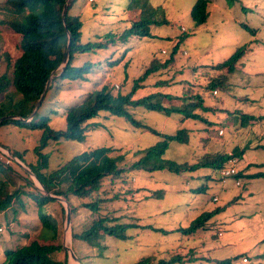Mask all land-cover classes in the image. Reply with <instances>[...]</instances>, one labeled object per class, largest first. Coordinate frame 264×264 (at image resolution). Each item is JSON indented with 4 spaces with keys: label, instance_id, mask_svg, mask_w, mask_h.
<instances>
[{
    "label": "rangeland",
    "instance_id": "obj_1",
    "mask_svg": "<svg viewBox=\"0 0 264 264\" xmlns=\"http://www.w3.org/2000/svg\"><path fill=\"white\" fill-rule=\"evenodd\" d=\"M5 1L0 0V76L6 72L8 59L15 61L20 56V37L3 22L16 16L8 11ZM130 2L76 1L71 16L82 22L80 43L102 42L105 45L91 53L77 55L75 66L94 65L86 74V80L56 81L48 90L38 117H48L54 130H65L67 111L82 103L94 90L109 85L115 93L117 90L123 94L131 92L134 80L143 74L154 58L160 57L164 61L177 47V64L144 81L135 99L163 91L173 96L164 100L166 106H180L182 102L175 97L181 95L183 88L188 93H202L205 106L211 110L198 112L208 123L185 121L178 114L167 117L144 108L132 110L138 120L160 133L173 135L184 128L191 131L188 144L171 142L161 154L158 164L164 167L160 170H150L151 163L146 159L142 163L145 167H132L143 159V151L162 141L161 137L137 129L125 119L109 113H102L89 122L96 123L97 127L89 128L84 141H49L42 151L47 157V173L88 150L100 147L112 149V156H123L120 167L127 171L120 178L104 179L99 193L78 199L75 204L78 210L71 214L69 233L66 230L68 204L64 199L63 202L48 203L43 210L46 219L42 221L34 199L21 193L20 200H15L7 211L0 213V264H4L8 252L38 239L42 243L52 241V232L46 227L54 224L58 225L57 235L59 233L54 242L59 244L60 240L64 247L66 241L77 257L83 259L81 264H136L146 257H155L159 261L176 256L183 257L185 264H215L217 260L228 259H233L232 264H244V257L248 259L247 264H264V178L251 179V174H244L240 181L235 177L223 180L218 171L211 168L179 174L167 169L169 162L194 164L208 154L217 156L248 147L243 160H239V169L251 157L259 161V165L249 170L264 174V150L256 148L264 147V0H209L210 17L202 26H196L191 17V9L197 0H141V4L147 3L150 7L148 19L154 16L156 21L167 22L151 26L150 37L132 35L121 40V36L132 28L131 21L140 17L141 9L134 14L128 10ZM40 10L38 7L34 12ZM182 27L187 31L183 32ZM243 46L247 47V52L235 70L227 74L230 88L216 94L209 91V82L220 74L211 69V65L224 62ZM162 50L168 54L163 55ZM164 81L171 86L156 87L157 83ZM12 91L14 89L10 88ZM4 98L2 95L0 102ZM243 115L245 119L249 115L262 121L258 126L248 123L245 127ZM220 130L224 131L223 136H220ZM41 138L40 130L29 131L13 125L0 128V143L12 152L24 153L26 162L33 165L38 163L35 149L40 146ZM0 159L8 164L7 157L0 156ZM8 165L25 179L32 180L33 185L28 187L23 181L17 182L24 193L33 189L42 191L36 177L25 170H30L25 162L19 160ZM5 173L0 172V180L7 181ZM236 180L241 185L238 186ZM18 186L11 187V191ZM200 188L205 190L201 192ZM215 197L218 201L214 200ZM97 199L104 200L100 205V216L150 228L130 229L127 233L131 238L127 240L104 234L97 248L85 242L74 243L73 228L79 232L84 230L94 215L83 205ZM60 205L65 209L64 220ZM224 207L225 211L215 214L204 230L189 235L177 231L189 227L202 213ZM54 258L76 264L66 249Z\"/></svg>",
    "mask_w": 264,
    "mask_h": 264
},
{
    "label": "trees",
    "instance_id": "obj_2",
    "mask_svg": "<svg viewBox=\"0 0 264 264\" xmlns=\"http://www.w3.org/2000/svg\"><path fill=\"white\" fill-rule=\"evenodd\" d=\"M76 1L77 0H6L5 3L8 11L16 14V16L11 20H3V22L20 37V56L15 61H10L8 59L6 72L0 76V97L2 95L5 96L4 100L0 102V120L10 116L23 119H4L0 123V128L4 125H13L20 129L29 131L40 130L42 132L40 146L35 149V153L38 155V163L36 165L26 162L24 153L19 151L12 152L1 143L0 147L8 149L14 157L25 162L31 172L36 176L39 183L42 184L50 194L66 199L71 206L72 214H76L78 210L75 205L78 203V199L92 197L99 193L104 179L108 177L120 178L122 174L127 171L125 168L120 167V163L124 160V157L121 155L112 156V149L100 147L88 150L66 162L52 173H47L45 171L48 168L47 157L42 151L49 141H84L89 128L92 127L96 129L97 127L96 123L89 124V122L100 117L102 113H109L113 116L125 119L137 129L161 137L162 141L143 151V153H145L143 159L135 163L132 167L133 169H141V167L144 166L142 163L146 159L151 163L150 170H160L164 167L158 164L161 154L168 149L171 142L188 144L191 131L184 128L178 130L173 135L160 133L155 128L138 120L132 113V110L144 108L146 110L162 113L167 117L178 114L185 121L193 120L200 122H206V120L198 110L201 112H209L211 110L205 106L202 93H188L184 88L181 92V96L176 98L182 102L180 106H166L164 100H170L173 96L162 92L151 93L146 97L135 99V94L142 88V83L144 81L174 64L175 56L178 51V48L175 47L168 59L162 61L158 58H154L152 60L143 74L134 80V86L131 92L123 94L121 91L117 90L115 93L114 89L109 85L94 90L82 103L73 106L67 111L65 114V130H54L49 124L50 119L48 117H38L39 111L33 119L26 121L29 119L33 109L43 94L46 84L52 77L53 72L56 71L55 75H60L54 77L50 89H52L54 83L56 81L58 82V80L71 82L86 80V74L91 72L94 65L85 63L82 66H75L74 63L77 61V55L91 53L95 51V49L102 48V45H105L102 42L97 44L89 43L86 45L80 43L82 22L78 17L71 16V10ZM140 1L131 0L129 4L128 10L132 13L136 12V10L138 12L139 9H141L139 11L140 17L137 21H132V28L121 36V40L127 39L132 35L150 37L151 34L149 29L151 26L161 25L167 22L166 20L161 22L156 21L154 16L148 19L151 15L149 14L150 7L147 3L141 4ZM208 5L209 0H197V3L191 11V17L196 26H201L208 21L210 17ZM65 6L66 13L63 17ZM38 7H40L41 10L34 12ZM144 7H146V9ZM68 32L72 35V48L68 64L65 70L62 71L59 68L63 64V59L66 55L69 39ZM108 38L110 39V37ZM108 42L109 41H107V43ZM245 52L246 48H239L224 62L211 65V69L218 71L220 74L209 82V91L221 92L230 88L227 74L235 70L244 57ZM166 53L168 54L167 51ZM167 85V81H164L157 83L156 87L161 88ZM10 88H13L15 93L13 91L10 92ZM15 96L20 97L16 99ZM244 116L245 115L242 117L245 127L250 121L257 120V118L253 116L247 115L246 119ZM258 148L264 150L263 146H258ZM247 149L248 147L234 149L235 156L241 159ZM0 156L6 158L1 151ZM227 161L228 155L226 153L217 156L208 154L200 158L198 162L194 164L184 163L176 165L173 162H169L167 169L177 174L182 173V171L193 173L196 170L207 168L218 171ZM11 162L14 163V161H10V163ZM0 172H6L5 174L7 175V181L0 180V213L7 211L15 200H20V195L23 193L34 199L38 205L40 217L42 221H44L46 219V213L43 211L44 207L50 202L56 203L57 201L44 195L37 189H33L32 192L26 191V193H24L22 188L17 185V182L23 181L28 187V185H33V183H31L32 180H27L22 177L17 170L15 171L11 168V165L4 163L1 159ZM241 177H243L242 174L237 175V178ZM249 177L251 179L264 178V174L257 173L249 175ZM16 186H18V188L11 191V187ZM203 190L205 189H199L201 192H203ZM103 202V199H97L94 202L83 205L87 211L97 216L94 217L93 215V219L90 217L89 221L91 223L84 230L79 232L73 228L72 238L74 243L77 241L85 242L92 248H97L98 246L100 247L101 239L104 234L116 239L127 240L131 238L127 233L130 229L150 228L140 226L137 223H121L118 218H111L110 216H100V205ZM60 206L64 220L65 209L62 205ZM225 209L224 207L217 208L211 212H204L197 217L189 227L180 228L177 229V231L181 234L189 235L196 231L198 232V230H204L211 218L215 214H220L225 211ZM46 229L52 232V241L42 243L38 239L15 251L8 252L4 264H67L66 262H60L54 258V255L58 252L64 251V247L60 243V240L59 244L54 242L59 238V233L57 235L58 225L54 224V226H48ZM153 230L164 231L160 229ZM80 260L83 262L82 258H80ZM232 260L233 259L224 261L217 260L215 264H232ZM136 264H185V260L181 256L173 257L170 260L161 259L159 261H157L155 257H146Z\"/></svg>",
    "mask_w": 264,
    "mask_h": 264
},
{
    "label": "water",
    "instance_id": "obj_3",
    "mask_svg": "<svg viewBox=\"0 0 264 264\" xmlns=\"http://www.w3.org/2000/svg\"><path fill=\"white\" fill-rule=\"evenodd\" d=\"M65 13H66V6H65V9H64V11H63V17L65 16ZM68 37H69V39H68V46H67V50H66V55H65V57H64V59H63V64H62L61 67L59 68V69H62V71L65 70V68H66V66H67V64H68V61H69V59H70V52H71V48H72V35H71L70 32H68ZM59 69H58V70H59ZM55 72H56V71H55ZM55 72H53L52 77H51V78L49 79V81L47 82L43 94L41 95L39 101L37 102L35 108L33 109V111H32V113H31L29 119L26 120V121H30L31 119H33V118L35 117V115L37 114V112L39 111V108H40V106L42 105V102L44 101V99H45V97H46V95H47V93H48V90H49L50 87H51L52 81H53L54 77L56 76V75H55V74H56ZM4 119H19V120H23L22 118L11 117V116H10V117H5V118L1 119V120H0V123H1ZM0 148H1V147H0ZM6 150H7V149H6ZM7 151H8V150H7ZM8 153H9V155H10L12 158H14V156L12 155V153H11L10 151H8ZM25 170H26L31 176H35V175H34V174H33L28 168H25ZM35 177H36V176H35ZM36 179H37V178H36ZM40 185H41V187H42V191H41V192H42L44 195H46V196H48V197H51V198L55 199L56 201L63 202L62 199H64V198L57 197V196H54V195L50 194L42 184H40ZM64 200H65V202L68 204V208H66V230H69V231H70V230H71V214H72V212H71V207H70L69 203L66 201V199H64ZM64 249L68 250V253H69L70 257L76 262V264H81V261H80V259L77 257V255H76V253L74 252L73 248H72L71 246L68 247V246L66 245V241H65V244H64Z\"/></svg>",
    "mask_w": 264,
    "mask_h": 264
},
{
    "label": "built area",
    "instance_id": "obj_4",
    "mask_svg": "<svg viewBox=\"0 0 264 264\" xmlns=\"http://www.w3.org/2000/svg\"><path fill=\"white\" fill-rule=\"evenodd\" d=\"M183 31H185V28H183ZM162 54H166V51H162ZM116 88L119 89V86H116ZM216 94V92H215ZM223 130L219 131L220 135H223ZM1 152L7 157V162L8 164L10 163V161H16L19 162V160L17 158H12L9 153L4 150V149H0ZM239 174V169H238V159L235 156H232V154H230V159L228 160L226 166L221 169L219 171V176L221 179H227L229 177H235ZM237 185H241V183L239 181H237ZM215 201H218L217 198L214 199ZM221 235V234H220ZM243 263H248V259L245 257L243 258Z\"/></svg>",
    "mask_w": 264,
    "mask_h": 264
},
{
    "label": "crops",
    "instance_id": "obj_5",
    "mask_svg": "<svg viewBox=\"0 0 264 264\" xmlns=\"http://www.w3.org/2000/svg\"><path fill=\"white\" fill-rule=\"evenodd\" d=\"M132 22V21H131ZM202 26V25H201ZM240 48H242V47H240ZM243 48H246V52H247V47L246 46H243ZM239 48H237L236 49V51L238 50ZM163 51V50H162ZM164 51H166V50H164ZM235 51V52H236ZM184 54H186V53H184ZM159 60H162L163 61V58H158ZM177 63H176V61L174 62V64L172 65V66H175ZM239 65V64H238ZM168 83V82H167ZM169 86H171V83H168V85L167 86H165V87H169ZM163 87H161L160 89H162ZM160 92H162V93H164V94H168V93H166V92H163V91H160ZM214 92H217V91H214ZM156 93V92H155ZM169 95V94H168ZM171 95V94H170ZM172 96V95H171ZM181 95H178V96H176L175 98H177V97H180ZM209 108V107H208ZM253 117H255V116H253ZM260 121H262V120H256V121H250L249 123L252 125V126H258V124L260 123ZM223 136V135H222ZM256 148H258V146H256ZM227 152H229V151H226V153ZM244 156H245V154L242 156V160H243V158H244ZM257 165H259V161L258 162H256V160L255 159H253V158H251V157H249V159L247 160V162L244 164V166H242V168H241V173L240 174H242V175H249V174H255L256 172H251L249 169L250 168H255ZM239 181H240V178H239ZM241 183V182H240ZM215 198H217V197H215ZM218 199V198H217ZM247 264V263H246Z\"/></svg>",
    "mask_w": 264,
    "mask_h": 264
},
{
    "label": "clouds",
    "instance_id": "obj_6",
    "mask_svg": "<svg viewBox=\"0 0 264 264\" xmlns=\"http://www.w3.org/2000/svg\"><path fill=\"white\" fill-rule=\"evenodd\" d=\"M192 9H193V8H192ZM192 9H191V11H192ZM206 23H207V22H206ZM206 23H205V24H206ZM203 25H204V24H203ZM183 28H185V27H182V29H181L182 31H183ZM186 31H187V29L185 28V31H183V32H186ZM27 120H28V119H27ZM223 132H224V131H223ZM223 134H224V133H223ZM220 136H222V135H220ZM0 149H4V150H6V148H3V147H1ZM7 150H8V149H7ZM7 150H6V151H7ZM0 151H1V150H0ZM8 151H9V150H8ZM8 151H7V152H8ZM226 154L228 155V160L230 159V154H232V156H235L234 151H229V152H227ZM235 157H236V156H235ZM14 158H16V157H14ZM236 158H237V157H236ZM17 159H18V158H17ZM237 159H238V158H237ZM18 160H19V159H18ZM239 160H240V159H238V165H239ZM15 162H16V161H15ZM227 162H228V161H227ZM227 162L224 164V166H223L221 169H223V168L226 166ZM221 169H220V170H221ZM238 169H239V167H238ZM220 170H218V174H219V171H220ZM240 173H241V169H239V174H240ZM235 178H236L237 180L239 179V178H237V176H235ZM223 180H226V179H223ZM237 180H236V181H237Z\"/></svg>",
    "mask_w": 264,
    "mask_h": 264
},
{
    "label": "bare ground",
    "instance_id": "obj_7",
    "mask_svg": "<svg viewBox=\"0 0 264 264\" xmlns=\"http://www.w3.org/2000/svg\"><path fill=\"white\" fill-rule=\"evenodd\" d=\"M70 231H68V233H69ZM68 235V234H67ZM69 241H70V239H69Z\"/></svg>",
    "mask_w": 264,
    "mask_h": 264
}]
</instances>
